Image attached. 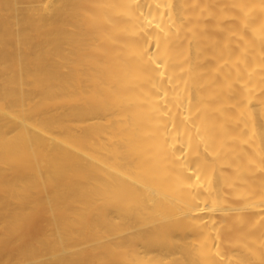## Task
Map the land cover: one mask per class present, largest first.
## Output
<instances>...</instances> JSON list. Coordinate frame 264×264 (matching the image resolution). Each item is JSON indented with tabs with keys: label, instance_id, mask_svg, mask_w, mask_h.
<instances>
[{
	"label": "bare ground",
	"instance_id": "bare-ground-1",
	"mask_svg": "<svg viewBox=\"0 0 264 264\" xmlns=\"http://www.w3.org/2000/svg\"><path fill=\"white\" fill-rule=\"evenodd\" d=\"M0 264H264V0H0Z\"/></svg>",
	"mask_w": 264,
	"mask_h": 264
}]
</instances>
